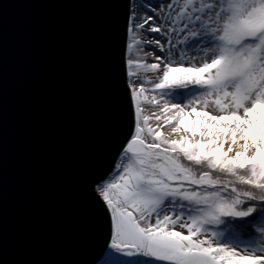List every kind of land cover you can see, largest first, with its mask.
<instances>
[{"label":"snow or ice","instance_id":"obj_1","mask_svg":"<svg viewBox=\"0 0 264 264\" xmlns=\"http://www.w3.org/2000/svg\"><path fill=\"white\" fill-rule=\"evenodd\" d=\"M122 70L128 131L95 184L108 255L264 264V0H128Z\"/></svg>","mask_w":264,"mask_h":264},{"label":"water","instance_id":"obj_2","mask_svg":"<svg viewBox=\"0 0 264 264\" xmlns=\"http://www.w3.org/2000/svg\"><path fill=\"white\" fill-rule=\"evenodd\" d=\"M128 0H0V264H98L95 184L129 126Z\"/></svg>","mask_w":264,"mask_h":264},{"label":"rangeland","instance_id":"obj_3","mask_svg":"<svg viewBox=\"0 0 264 264\" xmlns=\"http://www.w3.org/2000/svg\"><path fill=\"white\" fill-rule=\"evenodd\" d=\"M163 1L168 2V0H135L134 5H146V4H151V5H156L157 3H162ZM138 11L140 10L139 8L137 9ZM171 138L175 139L178 138V136L172 135ZM106 254V258L104 260L105 264H122V261L124 257H121L118 253H111V255Z\"/></svg>","mask_w":264,"mask_h":264},{"label":"bare ground","instance_id":"obj_4","mask_svg":"<svg viewBox=\"0 0 264 264\" xmlns=\"http://www.w3.org/2000/svg\"><path fill=\"white\" fill-rule=\"evenodd\" d=\"M134 1L135 0H132L133 4H134ZM165 3H167V2L163 1L161 4H165ZM161 4L160 3H157L156 5H161ZM148 35L149 36H155L156 34L148 33ZM190 54L194 55L195 53H190ZM174 95H180L181 97H183L184 94L182 92H178V93H174ZM165 131L168 132L167 129H165ZM174 136H176V135H174ZM98 264H104V260L101 261V262H99Z\"/></svg>","mask_w":264,"mask_h":264}]
</instances>
